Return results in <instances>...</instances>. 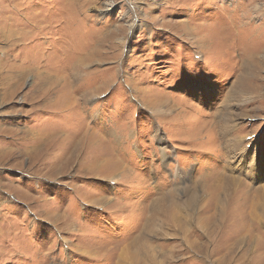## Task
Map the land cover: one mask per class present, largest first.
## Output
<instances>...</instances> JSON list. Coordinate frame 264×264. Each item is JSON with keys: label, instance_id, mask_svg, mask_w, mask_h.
Masks as SVG:
<instances>
[{"label": "rangeland", "instance_id": "obj_1", "mask_svg": "<svg viewBox=\"0 0 264 264\" xmlns=\"http://www.w3.org/2000/svg\"><path fill=\"white\" fill-rule=\"evenodd\" d=\"M0 264H264V0H0Z\"/></svg>", "mask_w": 264, "mask_h": 264}, {"label": "bare ground", "instance_id": "obj_2", "mask_svg": "<svg viewBox=\"0 0 264 264\" xmlns=\"http://www.w3.org/2000/svg\"><path fill=\"white\" fill-rule=\"evenodd\" d=\"M186 25H187V24H186ZM3 78H4V77H3ZM6 79H7V78H6ZM4 85H5V84H4ZM8 89H9V88H8ZM91 135H92V134H91ZM91 135H90V136H91ZM94 136H95V135H94ZM91 138H92V137H91ZM101 141H102V140H101Z\"/></svg>", "mask_w": 264, "mask_h": 264}]
</instances>
